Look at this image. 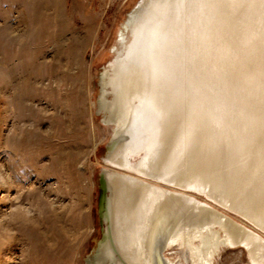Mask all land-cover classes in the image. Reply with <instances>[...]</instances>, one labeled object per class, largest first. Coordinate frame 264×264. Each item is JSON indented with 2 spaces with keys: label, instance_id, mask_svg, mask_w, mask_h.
Segmentation results:
<instances>
[{
  "label": "bare ground",
  "instance_id": "1",
  "mask_svg": "<svg viewBox=\"0 0 264 264\" xmlns=\"http://www.w3.org/2000/svg\"><path fill=\"white\" fill-rule=\"evenodd\" d=\"M141 1L97 74L113 128L83 264H155L156 245L166 264L172 245L191 264L238 245L264 264L263 238L192 194L264 230V0Z\"/></svg>",
  "mask_w": 264,
  "mask_h": 264
},
{
  "label": "rangeland",
  "instance_id": "2",
  "mask_svg": "<svg viewBox=\"0 0 264 264\" xmlns=\"http://www.w3.org/2000/svg\"><path fill=\"white\" fill-rule=\"evenodd\" d=\"M137 1L0 0V264H83L100 238L113 126L96 113L97 74ZM192 194L264 239L241 214ZM164 254L192 261L183 246ZM211 261L252 264L244 245L221 246Z\"/></svg>",
  "mask_w": 264,
  "mask_h": 264
},
{
  "label": "water",
  "instance_id": "3",
  "mask_svg": "<svg viewBox=\"0 0 264 264\" xmlns=\"http://www.w3.org/2000/svg\"><path fill=\"white\" fill-rule=\"evenodd\" d=\"M143 3V0L141 1V3H138L137 6H136V9H139V7L142 6ZM133 14L130 15V16H127L126 19H124L125 21V29L127 31V28H130V25H131V21H132V18H133ZM127 178H125L126 180ZM100 188H102V185L100 184L99 185ZM100 191V189H99ZM99 202H100V195L98 196V203H97V210H98V215H99V219H100V209H99ZM258 236V235H257ZM162 246H159V245H156V247L154 248V251H153V256H154V263L155 264H166L163 256H162Z\"/></svg>",
  "mask_w": 264,
  "mask_h": 264
}]
</instances>
